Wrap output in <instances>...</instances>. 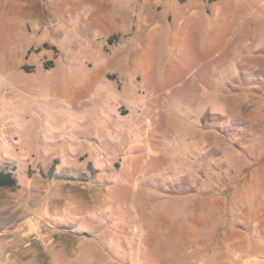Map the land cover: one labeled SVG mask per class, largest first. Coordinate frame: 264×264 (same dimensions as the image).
Instances as JSON below:
<instances>
[{
  "label": "rangeland",
  "instance_id": "rangeland-1",
  "mask_svg": "<svg viewBox=\"0 0 264 264\" xmlns=\"http://www.w3.org/2000/svg\"><path fill=\"white\" fill-rule=\"evenodd\" d=\"M0 170V264H264V0H0Z\"/></svg>",
  "mask_w": 264,
  "mask_h": 264
},
{
  "label": "crops",
  "instance_id": "crops-1",
  "mask_svg": "<svg viewBox=\"0 0 264 264\" xmlns=\"http://www.w3.org/2000/svg\"><path fill=\"white\" fill-rule=\"evenodd\" d=\"M251 225L253 228H256L257 230H264V207L262 208L260 203H256L254 208H253V213H252V220H251ZM237 237L240 238L243 235L237 232H232L231 234L227 235V238L230 239V237ZM241 241H243L241 239ZM238 242L237 244L233 242L234 247H238Z\"/></svg>",
  "mask_w": 264,
  "mask_h": 264
},
{
  "label": "trees",
  "instance_id": "trees-1",
  "mask_svg": "<svg viewBox=\"0 0 264 264\" xmlns=\"http://www.w3.org/2000/svg\"><path fill=\"white\" fill-rule=\"evenodd\" d=\"M17 187V180L8 170H0V188L15 189Z\"/></svg>",
  "mask_w": 264,
  "mask_h": 264
}]
</instances>
